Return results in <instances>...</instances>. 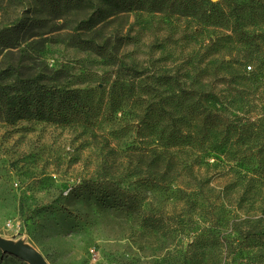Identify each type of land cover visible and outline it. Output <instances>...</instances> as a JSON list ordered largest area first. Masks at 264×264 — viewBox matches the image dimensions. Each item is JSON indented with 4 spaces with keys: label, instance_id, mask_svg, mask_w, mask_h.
Segmentation results:
<instances>
[{
    "label": "rangeland",
    "instance_id": "374dc122",
    "mask_svg": "<svg viewBox=\"0 0 264 264\" xmlns=\"http://www.w3.org/2000/svg\"><path fill=\"white\" fill-rule=\"evenodd\" d=\"M39 9L33 0H0V31L25 18L39 21L17 47H0V81L42 76L86 98L106 92L117 77L127 80L133 69L141 84L166 76L183 86L217 83L218 59L204 58L216 34L211 28L159 13H120L98 0L62 15ZM109 128L101 120L92 130L0 120V235L25 237L48 264H264V235L258 234L264 226L249 220L236 227L242 235L230 232L232 197L211 209L204 200L179 196L177 189L190 187L187 177L166 194L145 190L128 150L142 144L123 132L118 142ZM200 173L221 185L219 170ZM89 178L118 185L133 207L63 192ZM0 264L21 263L0 252Z\"/></svg>",
    "mask_w": 264,
    "mask_h": 264
},
{
    "label": "trees",
    "instance_id": "16d2710c",
    "mask_svg": "<svg viewBox=\"0 0 264 264\" xmlns=\"http://www.w3.org/2000/svg\"><path fill=\"white\" fill-rule=\"evenodd\" d=\"M33 1L50 15L91 6V0ZM98 1L120 13H159L213 29L216 34L209 39L204 58L218 59L217 83L183 86L166 76L141 84L135 82L140 73L133 69L127 80L117 77L109 81L106 92L86 98L80 89L59 86L42 76L17 77L9 83L0 81V120L9 124L38 120L85 130H92L99 120L106 122L113 139L119 142L123 132L142 144H131L128 150L133 151V175L145 190L166 194L169 185L187 177L190 190L177 189L179 196L204 200L211 209L222 199L233 198L226 221L230 232L242 235L236 227L249 220L254 227L264 226V0ZM38 24L25 18L3 29L0 47H17ZM201 168L219 170L221 185H211ZM118 191L112 182L89 178L63 192L97 194L102 204L131 209L134 203L121 199ZM258 234L264 235V227Z\"/></svg>",
    "mask_w": 264,
    "mask_h": 264
},
{
    "label": "water",
    "instance_id": "95a60500",
    "mask_svg": "<svg viewBox=\"0 0 264 264\" xmlns=\"http://www.w3.org/2000/svg\"><path fill=\"white\" fill-rule=\"evenodd\" d=\"M0 252L2 255L16 257L25 264H48L46 259L23 236L8 239L0 235Z\"/></svg>",
    "mask_w": 264,
    "mask_h": 264
}]
</instances>
